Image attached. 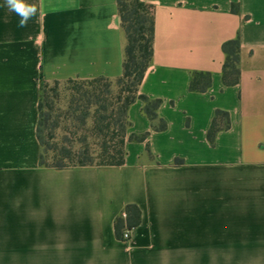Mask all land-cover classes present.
Returning a JSON list of instances; mask_svg holds the SVG:
<instances>
[{
  "label": "crops",
  "instance_id": "0c3cea01",
  "mask_svg": "<svg viewBox=\"0 0 264 264\" xmlns=\"http://www.w3.org/2000/svg\"><path fill=\"white\" fill-rule=\"evenodd\" d=\"M142 1L155 33L138 92L161 101L166 128L138 99L123 165L58 169L40 165L42 85L122 75L117 0H44L24 28L0 0V264L264 261V0ZM235 38L240 80L226 86ZM197 71L211 75L205 91L190 89ZM217 110L230 124L211 142ZM128 204L141 221L124 240L115 220Z\"/></svg>",
  "mask_w": 264,
  "mask_h": 264
},
{
  "label": "trees",
  "instance_id": "16d2710c",
  "mask_svg": "<svg viewBox=\"0 0 264 264\" xmlns=\"http://www.w3.org/2000/svg\"><path fill=\"white\" fill-rule=\"evenodd\" d=\"M121 27L125 33L123 72L116 80L104 76L89 79H68L66 82L74 83L70 88L71 95L68 105V119L86 123L87 118H93V129L97 138L96 146L92 147L87 138H79V147L74 148L73 141L63 138L58 143L56 138L57 124L54 113L53 99L49 96L51 84L42 85L39 102V120L37 124V138L41 145L40 165L58 169L83 166H120L125 163V141L127 130L131 125L128 118V109L136 100L143 102V112L151 120H159L153 124L156 130H164L166 122L159 118V99H153L139 94V86L152 64L154 54L155 22L152 7L142 0H117ZM225 62L222 69V82L224 85H235L240 80V41L239 38L229 40L223 44ZM119 91L114 96L117 105L111 104L109 97L113 94L112 86ZM211 85L209 72L197 71L192 75L190 89L192 91H205ZM126 95L123 97L122 94ZM119 103V104H118ZM112 107V109H111ZM116 111L113 118L109 113ZM115 113V112H114ZM230 124L229 114L217 110L208 131V138L214 141L216 133ZM134 140H144L146 134L130 136ZM73 143V144H71ZM183 160L177 158L175 164H182ZM123 214L115 220V233L123 239L125 229L136 227L141 221V211L135 204H128Z\"/></svg>",
  "mask_w": 264,
  "mask_h": 264
},
{
  "label": "rangeland",
  "instance_id": "374dc122",
  "mask_svg": "<svg viewBox=\"0 0 264 264\" xmlns=\"http://www.w3.org/2000/svg\"><path fill=\"white\" fill-rule=\"evenodd\" d=\"M74 85V83H68L66 81L60 82L59 84H51L48 91L49 96L53 99L54 104V113L52 114L54 120L56 121L57 128H56V138L55 140L58 143H61L63 138H67V140L73 141L74 148H78L80 145L78 143L79 138L86 137L89 144L92 147H95L97 138L95 136V132L93 129V118L89 116L87 118L86 123H82V121H72L68 119V105L69 99L71 95L70 88ZM113 94L109 97V101L111 104L117 105V99L114 96L119 91V88L115 85L112 86ZM126 94L123 93L122 96L124 97ZM119 104V103H118ZM112 109V107H111ZM115 112V113H114ZM113 114L109 113L113 118L116 117V111ZM71 143V144H73ZM224 264H264V261H226L220 262ZM195 264H201V262H195Z\"/></svg>",
  "mask_w": 264,
  "mask_h": 264
},
{
  "label": "clouds",
  "instance_id": "9594fccd",
  "mask_svg": "<svg viewBox=\"0 0 264 264\" xmlns=\"http://www.w3.org/2000/svg\"><path fill=\"white\" fill-rule=\"evenodd\" d=\"M44 0L32 3L30 0H5V5L9 12L15 13L19 17L18 27L28 26L29 21L42 11Z\"/></svg>",
  "mask_w": 264,
  "mask_h": 264
},
{
  "label": "built area",
  "instance_id": "2783aa9c",
  "mask_svg": "<svg viewBox=\"0 0 264 264\" xmlns=\"http://www.w3.org/2000/svg\"><path fill=\"white\" fill-rule=\"evenodd\" d=\"M127 213L126 212H124L123 213V216L126 218L127 217ZM131 237V230L130 229H125V231H124V233H123V239L124 240H128L129 238Z\"/></svg>",
  "mask_w": 264,
  "mask_h": 264
}]
</instances>
